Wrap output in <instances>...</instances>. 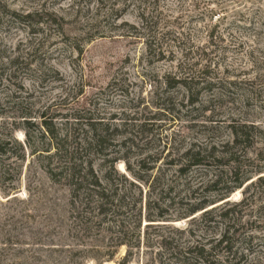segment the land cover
Segmentation results:
<instances>
[{
	"label": "rangeland",
	"instance_id": "rangeland-1",
	"mask_svg": "<svg viewBox=\"0 0 264 264\" xmlns=\"http://www.w3.org/2000/svg\"><path fill=\"white\" fill-rule=\"evenodd\" d=\"M15 14L33 15L30 25ZM148 38L161 55L148 52ZM182 75L192 80L188 87H172ZM154 104L166 110L161 121L151 120L139 136L124 127L133 114L148 121L163 112ZM43 114L60 137L80 116L118 127L124 135L113 134L109 153L128 152L135 168L140 156L162 154L151 182L159 177L156 188L173 183L171 197L163 195L161 203L169 216L205 196L218 201L207 207L212 213L204 221L200 212L173 222L193 230L183 240L209 242L211 257L229 264H264V0H0V139L24 145L27 119L33 144L49 148L41 138ZM239 124L263 132L252 130V147L233 150L236 175L232 165L212 157L187 175L166 165L191 145L215 148L217 155ZM126 134L134 142L125 147ZM9 147L0 164V264H74L83 257L73 261L71 251L102 248L96 239L81 243L69 234V190L50 180L43 158L27 150L22 159L16 145ZM90 152L101 176L103 157L96 148ZM218 177L220 185L207 188ZM224 235L230 249L218 245ZM125 254L123 247L105 264H119Z\"/></svg>",
	"mask_w": 264,
	"mask_h": 264
},
{
	"label": "trees",
	"instance_id": "trees-1",
	"mask_svg": "<svg viewBox=\"0 0 264 264\" xmlns=\"http://www.w3.org/2000/svg\"><path fill=\"white\" fill-rule=\"evenodd\" d=\"M15 16L25 25H30L27 24V21L33 17L30 14L26 16L15 14ZM145 42L150 54L159 56L163 53L161 48L156 50L149 38ZM191 81L182 75L173 79L172 87L178 85L188 87ZM165 84L167 85V81ZM191 103L195 104V101L191 100ZM154 105L163 112L156 113L148 121L139 118L138 114H133L128 116L130 124L125 122L124 127H132L139 136L148 126L154 124L151 120L161 121V118L166 117V110L159 104ZM41 118H45L44 114ZM73 119H75L73 122L75 127L70 128V132L67 130L62 137L56 132L52 122L45 119L42 121L41 127L44 131L41 133V138L47 139L49 142V148L44 150H38L33 144L35 138L31 136L29 130L32 124L26 119L24 122L28 126V130L24 145L16 139H0V164L2 157L8 155L9 146L14 144L18 147L17 150L23 152L22 159L25 158L27 150L31 156L37 155L38 159L43 158L45 164H42V168L50 180L54 184L68 188V220L71 225L69 234L73 231L71 234H74L76 240L81 243L88 239H96L95 241L103 244L102 248L92 246V249L89 250L85 248L82 251H71L73 252L71 254L73 261H75L74 257H83L79 262L75 261L74 264H83L86 260H93L96 264L110 263L116 259L123 247L126 248V254L119 264L140 263L141 256L145 258L144 264H217L218 262L219 264H229L230 259L228 258L219 260V258L211 257L215 248H209V242L202 245L198 241L193 244L183 240L186 233L192 235L191 228L182 230L173 226V222L193 217L200 212H203L202 221H204L212 213L211 210H206L207 207L218 202L217 198L205 196L196 202H190L188 208L177 217L169 216L168 211L161 203L164 201L163 195L171 197L170 193L175 190L173 183L167 182L166 188H156L157 182L160 181L159 177L151 182L152 174L162 161L163 155L158 153L140 156L142 158L137 162L135 168L130 163L128 152L124 151L122 154L117 152L114 153L115 155L109 153L108 147L114 142L113 134L124 135L122 130L119 131L118 127L111 129L110 124L105 125L103 122L92 120V118L80 116ZM231 129V142L222 145V151L217 155L215 148L209 151L208 147L191 145L180 155L178 162L171 161L166 165L176 167L178 173L187 175L193 169L205 166L206 160L212 157L220 165H232L231 173L236 175L239 163L238 157H236L238 155L233 150H237L243 143H247L246 148L252 147L255 139L252 130H257L261 134L263 131L247 124L233 125ZM124 139L125 147L128 142H134L131 134L125 136ZM93 148L98 149V153L103 157L105 170L101 176L95 169L93 160L95 154L90 152ZM53 150L54 152L51 153ZM150 159H153V164L148 166L147 162ZM121 161H123L126 173L120 172L116 167L117 163ZM221 181L222 179L218 177L209 182L207 188L216 189ZM144 186L148 188L146 193ZM243 186L244 180L228 187L224 193L218 196L220 201L228 199L235 190L241 189ZM188 190L190 191L191 188ZM157 191L159 197L156 195V198L153 199L152 196ZM231 212L232 210H228L221 216L226 218ZM165 234H169V236H165ZM229 242L227 236L224 235L218 245L226 244L225 247L230 249Z\"/></svg>",
	"mask_w": 264,
	"mask_h": 264
},
{
	"label": "bare ground",
	"instance_id": "bare-ground-1",
	"mask_svg": "<svg viewBox=\"0 0 264 264\" xmlns=\"http://www.w3.org/2000/svg\"><path fill=\"white\" fill-rule=\"evenodd\" d=\"M120 169H121V170H124V166H123V164L120 165ZM237 194H238V193H237Z\"/></svg>",
	"mask_w": 264,
	"mask_h": 264
},
{
	"label": "water",
	"instance_id": "water-1",
	"mask_svg": "<svg viewBox=\"0 0 264 264\" xmlns=\"http://www.w3.org/2000/svg\"><path fill=\"white\" fill-rule=\"evenodd\" d=\"M121 172H122V173H125V171H124V170H121Z\"/></svg>",
	"mask_w": 264,
	"mask_h": 264
}]
</instances>
